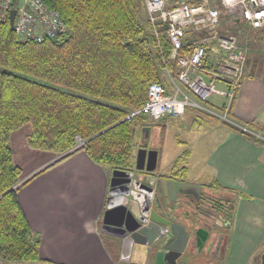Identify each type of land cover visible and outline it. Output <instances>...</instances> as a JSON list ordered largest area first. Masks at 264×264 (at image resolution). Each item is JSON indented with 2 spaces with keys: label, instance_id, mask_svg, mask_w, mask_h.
I'll return each instance as SVG.
<instances>
[{
  "label": "trees",
  "instance_id": "16d2710c",
  "mask_svg": "<svg viewBox=\"0 0 264 264\" xmlns=\"http://www.w3.org/2000/svg\"><path fill=\"white\" fill-rule=\"evenodd\" d=\"M44 1L60 12L66 32L23 41L9 20L0 19V258L7 263L41 260V238L29 224L19 191L44 170L25 179L14 162L11 133L30 124L29 147L58 155L50 165L84 149L105 167L132 169L138 132L156 120L146 114L132 121L124 117L145 104L151 82L160 81L170 91L166 66L177 76L168 24L157 23V39L149 18L142 15L143 0ZM211 1L222 6L220 0ZM246 29L256 64L264 50V28ZM187 42L185 50L190 49ZM243 123L264 134L254 121ZM164 135L162 128L161 140ZM77 137L84 141L80 146ZM186 158L185 153L176 160L173 177L186 180ZM222 203L218 201L219 209L230 216L232 206Z\"/></svg>",
  "mask_w": 264,
  "mask_h": 264
},
{
  "label": "crops",
  "instance_id": "0c3cea01",
  "mask_svg": "<svg viewBox=\"0 0 264 264\" xmlns=\"http://www.w3.org/2000/svg\"><path fill=\"white\" fill-rule=\"evenodd\" d=\"M247 66L248 62L229 113L242 123L254 121L264 132V74L256 73V64ZM218 86L226 88L222 82ZM186 92L194 95L188 88ZM227 102L225 96L214 94L206 104L223 110ZM147 126L148 137H142L143 128L138 132L132 169L123 171L135 172L146 185L156 184V178L178 179L171 173L173 165L186 153L188 174L182 181L203 188L215 183V194L232 204L231 215L225 218L229 227L221 239L219 262L260 264L264 251V144L192 106L182 116H168ZM153 135L158 141L151 146L148 140ZM140 148L158 151L155 170L136 168ZM29 153L40 159L23 173L25 179L44 170L21 187L19 200L32 230L41 238V260L8 264H156L157 247L135 244L126 257L124 239L108 233L104 223L109 205L123 201L139 210L148 202L156 204L146 185L119 173L121 169L95 162L84 149L54 165L50 164L58 158L56 154ZM164 199L161 195L162 202ZM175 211L174 219L191 228L179 202ZM198 221L211 231L210 220ZM207 250L209 243L203 252Z\"/></svg>",
  "mask_w": 264,
  "mask_h": 264
},
{
  "label": "built area",
  "instance_id": "2783aa9c",
  "mask_svg": "<svg viewBox=\"0 0 264 264\" xmlns=\"http://www.w3.org/2000/svg\"><path fill=\"white\" fill-rule=\"evenodd\" d=\"M0 0V19L10 21V12L16 8L13 28L23 41H42L67 31L60 12L44 0ZM223 8L239 7L242 22L248 28H264V0H221ZM149 21L159 39L157 23L167 22V35L171 43V57L176 61L177 76L165 67L170 91L160 81H153L148 88L145 104L124 117L132 121L137 115L146 114L155 120L168 116H182L187 106L217 116L227 124L264 142V134L233 118L230 105L235 98L249 59V32L240 33L223 23L221 7L210 0L190 3L187 0H144ZM189 29L199 35L189 40ZM188 40L189 50H185ZM222 82L226 88H220ZM182 84V85H181ZM195 95L191 96L184 87ZM214 94L227 98V106L217 110L206 104ZM202 101V102H200ZM204 102V103H203ZM84 141L77 137V146Z\"/></svg>",
  "mask_w": 264,
  "mask_h": 264
},
{
  "label": "water",
  "instance_id": "95a60500",
  "mask_svg": "<svg viewBox=\"0 0 264 264\" xmlns=\"http://www.w3.org/2000/svg\"><path fill=\"white\" fill-rule=\"evenodd\" d=\"M16 12V8H12L10 12V25L12 27ZM142 131V137H148L149 127H143ZM157 155L158 151L155 149L140 148L138 150L136 168L139 171L155 170ZM118 172L131 177V180L136 179L137 183L146 185L142 180L136 178L135 173L132 171L118 170ZM146 187L150 189L153 197H155V206H151L152 204L148 202L145 209L136 210L132 205L129 206L128 202L123 201L109 205L104 215L105 227H107L108 233L111 235L124 239L123 250L126 257L131 253L135 244L155 246L157 247L156 259L158 263L168 264L170 262L179 264V258L183 257L188 250L189 232L185 225L172 221L169 218V214L162 210L163 203L159 198V193L163 192L165 196H168L166 203L170 204L176 201L181 188H191L201 192L203 187L171 178H156V184L146 185ZM171 235L175 237L174 240L168 238ZM221 239L222 235H219L215 246L216 252H219ZM193 252L195 253V251ZM169 255L172 256L171 260L168 259ZM260 264H264V251L260 255Z\"/></svg>",
  "mask_w": 264,
  "mask_h": 264
},
{
  "label": "rangeland",
  "instance_id": "374dc122",
  "mask_svg": "<svg viewBox=\"0 0 264 264\" xmlns=\"http://www.w3.org/2000/svg\"><path fill=\"white\" fill-rule=\"evenodd\" d=\"M143 5H145L144 0H143ZM221 5H222V2H221ZM219 7H221V9H222V12H223V20L222 21H223L224 25H226V27H228V28L231 27V29L238 31V32L241 31L240 33H243V32L248 30V29H246L247 26L246 27L244 26V23L242 22L241 17L239 19L240 21H235V19L238 18V16H241V11H240L239 7H233L230 9L229 8H227V9L223 8V6H219ZM142 15L144 16V19H145V17H148V12H147V9L145 6H144V12L142 13ZM198 35H199L198 33H194L192 30L189 29V38H188L189 40H192L193 38H195ZM260 53H262V54H260L259 57L255 58L256 66H257V69L255 71L257 74L262 75V74H264V50L261 51ZM252 60H253V56H252L251 49H250L247 67H249L250 64H253ZM248 69L250 70V68H248ZM165 77H166V74H165ZM166 79H167V83H168V81H169L168 77H166ZM184 89L187 90L186 87H184ZM194 97H195V95H193V98ZM200 102H202V101H200ZM30 132H31V125L25 124V125L20 126L17 129H15L11 133V146L13 149L14 162L22 167L23 173H26V171L33 169L39 163L40 156H35L33 154H30L29 152H35V153L39 152L40 154L52 153L50 151L37 150V149H33V148L29 147L27 145L26 138ZM171 136H172V134H171ZM168 138L172 139V137H170V136ZM148 141H149V145L153 146L157 143L158 140L155 139L154 135H153V137L151 139H149ZM136 143H137V141H136ZM135 152H136V150H135ZM52 154H54V153H52ZM30 173H33V172H30ZM216 198H218V200L220 202H223L222 203V207H223L225 205L224 202L226 201L225 198H223L221 195L220 196L217 195ZM221 199H223V200H221ZM227 206L231 207L232 205H231V203H228ZM211 208L213 210L207 209V211L210 212L211 214H213L215 218L217 216H219L220 221L222 220L223 223L225 224L224 228H222V226H219V230H221L220 235H225L224 232L226 231V228L228 230V227H229L227 225L225 218H229L228 217L229 211L224 212L220 209H219L220 211L216 210L214 207H211ZM215 218L213 219L214 221L216 220ZM215 246H212L208 252H200L198 254V256H196L197 257L196 261H199L200 264H223V263L219 262L220 258L222 257V252H223V250H221L222 247H220L219 252H216ZM190 249H191L190 251H192V252L194 251L193 248L190 247ZM0 264H8V263L0 258Z\"/></svg>",
  "mask_w": 264,
  "mask_h": 264
},
{
  "label": "flooded vegetation",
  "instance_id": "af4514ba",
  "mask_svg": "<svg viewBox=\"0 0 264 264\" xmlns=\"http://www.w3.org/2000/svg\"><path fill=\"white\" fill-rule=\"evenodd\" d=\"M175 180H178V179H175ZM161 195L164 196L165 198L163 202L161 200ZM216 197L217 195L215 194V192L212 190V188H209V187L202 188L201 192H198L195 189L193 190L191 188H181L177 195L176 201L171 202L170 204H167L166 201L168 200V196H165L163 192L159 193V198L161 202L163 203L162 210H165L167 214H169V218L172 221L179 222L174 219L176 218V215H177L175 208H176L177 202H179L181 204V207L187 213L186 216L192 222L191 228H188L186 224L182 223L183 225L187 227L190 240H189L187 252L183 255V257L179 258L178 260L179 264H198L199 261H196L197 260L196 256H198L200 252H203L205 250L206 246H208V243H210L209 249L212 246L216 245V242L218 241V236L220 235L219 226H222V228H224L225 226L223 221L222 220L220 221L219 216L215 218L213 214L207 211V209H212L211 207H214L216 210H219V206H220L218 204L219 200ZM153 206H155V204H153ZM214 218L216 219L215 221L213 220ZM202 219L207 220V221L210 220L211 226H213L211 231L207 230L206 227L200 221H198ZM168 238L174 240L175 237L171 235ZM203 242H204V245L201 247ZM190 247L193 248L195 253H192V251H190L191 250ZM171 258L172 256L169 255L168 259L171 260ZM156 264H164V263H158L156 259ZM168 264H172V263L168 262Z\"/></svg>",
  "mask_w": 264,
  "mask_h": 264
}]
</instances>
